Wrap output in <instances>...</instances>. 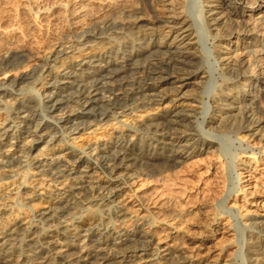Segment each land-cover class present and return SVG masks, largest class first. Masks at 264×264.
<instances>
[{
    "label": "bare ground",
    "instance_id": "1",
    "mask_svg": "<svg viewBox=\"0 0 264 264\" xmlns=\"http://www.w3.org/2000/svg\"><path fill=\"white\" fill-rule=\"evenodd\" d=\"M4 1L0 0V4ZM176 1L179 2L19 0L16 6L21 28L0 27V71L15 70L12 61L23 57L24 44L19 37L45 31L52 40L45 48L47 53L41 64L37 65L38 70L18 77L11 86L0 84V111L13 110L9 111L11 117L0 123V213L4 211L5 216L0 220V264H233L230 256L233 249L237 251L239 242L228 220H221L223 215L211 213L197 232H191L189 227L193 223H189L184 212L149 203L133 190V185L142 177H158L176 170L202 153L217 152L218 158L223 159L221 147L211 135L232 132L238 136L243 132L253 140H264V116L255 117L251 105L258 103V94H264L261 72L264 50L251 51L256 42L251 40L264 35V0H204L201 4L205 8L202 20L212 37L210 51L219 53L213 63L224 75H230L227 80L223 74V79L219 77L225 80L221 85L229 86L224 89L220 86L218 92H213L205 113H202L205 104L199 107L197 96H189L185 89L206 88L209 71L197 66L201 64L197 62L200 55L195 48L198 32ZM144 7L153 16H148L146 25H139ZM1 14L2 19L4 14ZM230 17L241 20L248 30L244 32L232 25ZM96 29H110L114 36L138 29L140 38L124 53L115 55L110 50L114 55L110 56L100 50L101 54H89L79 62L74 61V56L88 50L93 53L99 47L96 48V43L102 40L103 32L100 34ZM58 30L65 31L68 39H59ZM153 48L156 50L150 52ZM144 53L148 55L143 56ZM140 60L144 65L138 64ZM112 66L116 68L109 70ZM130 71H134L132 78L131 75L118 78L119 74ZM34 76L41 79L39 83L46 89V93L38 94L44 108V113L39 115L35 113L37 107L30 105L33 97L26 100L21 93V84H33ZM74 82L77 88L70 93L68 89ZM246 94L252 101L244 105ZM188 96L192 97L190 104H196L192 110L184 109ZM95 107L101 112L95 113ZM210 108L212 116L207 112ZM136 113L153 115L150 124L153 132L147 144L141 139L123 138L126 133H122V138L108 142L107 146L103 144V148L73 145L76 135L91 127L99 128V122L111 120L124 128L126 124L119 118ZM198 115H202L200 125L208 123L218 132L209 128L204 137L201 126V129L194 126ZM84 117L93 120L87 122ZM236 139L241 146L245 143ZM41 144H44L42 150L49 148L57 152L44 161L39 160L32 156V151ZM253 147L245 145L243 153L252 154L233 165L238 187L234 193H226L220 205L226 212H234L250 235L246 236L243 247L238 248H244L246 263L264 264V221H249L254 217L264 220V202L248 199L249 190L255 189L251 187L249 173L264 175V145L260 156L253 154ZM70 157L78 158L70 161ZM220 161L224 167L225 160ZM239 169L247 174L241 175ZM34 201L43 202L45 208L37 216L27 218L23 208L26 209L27 202ZM79 203L87 206L86 218L58 221ZM98 207H106L104 213H112L117 222L138 213L139 218H148L149 224L146 230L132 234L112 233L111 221L106 222L109 218L100 216ZM219 236H224L228 244L216 248L212 255L211 244ZM69 250L73 254L69 255ZM223 258H226L224 262Z\"/></svg>",
    "mask_w": 264,
    "mask_h": 264
},
{
    "label": "rangeland",
    "instance_id": "2",
    "mask_svg": "<svg viewBox=\"0 0 264 264\" xmlns=\"http://www.w3.org/2000/svg\"><path fill=\"white\" fill-rule=\"evenodd\" d=\"M18 1L19 0H5L3 2L4 4H0V9H1L0 12H2V14H4L2 16V19L0 16V27L1 28H4V27L8 28L11 26L21 28V26L23 25L22 20L19 17V15H20L19 9L16 6L18 4ZM203 1L204 0H179V2L178 1H176V2L179 4V6H181V9H183V11L186 13V15H188L190 17V20L192 21V25H193L194 30L196 32H198L197 33L198 45L195 47L197 49V51L199 52L198 54L200 55L197 62L200 61L201 64L197 63L198 68H200L201 70L204 69L203 70L204 72L209 71L208 72L209 78L210 79L214 78V79L210 80L208 78V74H206L207 79H209L205 83V85L208 84V86L206 88L197 89L196 87H188L187 89H185V91L186 90L189 91V94H188L189 96H192V97L197 96V100L199 102V107H200V104L202 106L205 104V106H204L205 109L201 106L202 109H204V111H202V113L203 112L205 113L206 109L208 108V105H211L210 101L212 100L214 93L218 92V89L220 90L221 87L224 86L223 87V89H224L225 87H227L229 85H226V84L221 85V83H223L225 81V80H222L223 79V76H222L223 71L220 72V69L218 70L219 67H217V66L215 67V63H213L214 59H215L214 58L215 55L218 56L219 53L213 54L210 51V49H211L210 43H212V37H211V34L208 33V30H207V28L204 25V22L202 20L204 17L203 16L204 12H202V11L205 10V8H203V5H201V4H204ZM135 2H136V0H135ZM137 2L139 4V1H137ZM159 5L160 4L158 3L156 7H158ZM147 9H148L147 7L143 8L142 14H144V17L142 16L143 21H141L139 23V25H146L147 20L148 21L150 20L149 17L153 16V14H152L153 12L152 11L149 12L150 10L149 9L147 10ZM230 19H231L232 25H234L236 27L237 26L240 27V29H242L243 31L248 30L246 25L243 24L241 22V20H239L238 18L230 17ZM20 21H21V23H20ZM236 22L238 24H236ZM20 24H21V26H20ZM96 30H98V32L100 34H101V32H103V34L105 35L104 36L103 34L102 35L99 34L102 37V40H100V42L98 41L96 43V45H97L96 48L98 46L99 47L97 49H95L93 51V53H91V52L89 53V50H88V51H83L82 54H80V55L74 56V61L79 62L81 59L87 58V56L89 54H94V53L101 54V53L106 52L105 54H111L110 56H114V55H112L113 53L114 54L115 53L116 54L124 53L126 51V49L128 51L129 48H131L134 44H136L135 42H138L139 38H140V35H139L140 30H138V29H134L133 31L131 30L132 33H130L131 31L130 32L124 31L126 33V35H127V33H130V34L127 36L123 35L125 33L118 34V36L115 35L117 37H115L114 34H112L110 29H102V31H100V29H96ZM59 31H60V34L57 35V37H59V39L63 38L65 40H67L68 38H66V33H64L65 31L58 30L57 34L59 33ZM138 32H139V34H138ZM134 33H135V35L133 37ZM60 35H61V37H60ZM107 36H109L108 37L109 39L106 38ZM113 36H114V38H113ZM259 36H261L262 38H260ZM259 36L254 37L253 40H251L253 42L256 41L255 44H253L254 48H251V51L255 49L256 51L262 52V50H264V35L263 36L259 35ZM135 37H137V38H135ZM18 40L24 44L23 45L24 49L21 52L23 54V57H17V59L12 61V66L13 67L15 66V68H16L15 70H12V71L10 70L7 72L0 71V84H5V85L11 86V85H13L12 83L18 77H22L23 75L32 74L34 72V70H36V69L38 70L39 68H37V65L41 64V62H42L41 60H43L44 56L46 55L45 53H47L45 51V48L52 41L51 35H49L48 33L46 34L45 31L40 32V33H38V32H34V33H30V34L28 33L22 37H19ZM102 49L104 50V52ZM110 50H112L113 53ZM120 50H123V51H120ZM154 50H156V49L153 48L150 50V52H154ZM160 50L165 51V49H160ZM108 51H110V52H108ZM147 55H148L147 53H144L143 56H147ZM212 55H213V57H212ZM251 55H254V53L253 54L251 53ZM255 55H258V52H256ZM209 58H212V60ZM140 59L143 60V58H140ZM263 61H264V58L262 59V64L264 65ZM76 62L74 64H76ZM139 62H138V64L144 65V63L142 61H141L142 63H139ZM252 62H255V61L252 59ZM252 62H249V63L253 64ZM211 65H214L215 68L213 66L211 67ZM263 65H261L262 66L261 72L264 74V66ZM75 67H77V66H75ZM114 68H116V67L112 66L109 68V70L114 69ZM213 71H215V72H213ZM51 73H52V75H50V76H53L54 72L51 71ZM128 73H131V74H128ZM210 73L212 76L210 75ZM104 74H106V72L103 73V75ZM226 74L227 73H225V75L223 74L225 79L226 80L230 79V77H229L230 75L227 74V76H228V78H227ZM130 75H131L130 78H132L133 77L132 75H134V71L127 72V74L126 73L119 74L118 78L124 77L126 79V78H129ZM35 76H37V75H35ZM219 77H221L222 79ZM263 77H264V75H263ZM35 78H36V80L33 79V80H35V81H33V84H24V83L21 84V87L23 86L21 93H22L23 98L26 100L30 99V97H33V98H31V100L33 101L32 103L35 106L32 103L30 105H32L35 108L37 107L36 108L37 111H35V113H37L39 115V114L44 113L42 110L44 108H43V105L39 102L40 97H38V94L41 95L43 93H46L45 92L46 89H43V87L41 86L42 84L39 83L41 81V79H39L38 77H35ZM50 78H53V77H48V79H50ZM48 81H50V80H48ZM103 81H109V80L103 79ZM190 82H194V80H191ZM75 84L77 85V82H74V85L68 89V92L71 91L70 93H73L75 91V89L77 88ZM255 86H256V83H254L252 85V87H253L252 91L254 90ZM215 87H216V89H214ZM231 89H233V88H230V90ZM192 97H189V98L191 99ZM199 97H200V99H199ZM189 98H187L188 103L187 102L185 103L187 106H185L184 109L192 110V109H194L193 107L196 104H190L192 99L190 100ZM258 98H257L258 103H261V104H259V105H258V103L253 104V103H251L252 98L246 94V95H244V98H243L244 99L243 104L247 105V104L251 103L252 107H254L252 111L256 115L255 117L260 118L262 116V114L264 116V94L263 93L258 94ZM33 99H35V100H33ZM200 101L202 103H200ZM99 109H100L99 107L98 108L95 107L94 108L95 113L96 112L100 113L101 110H99ZM255 110H256V113H255ZM9 111L13 112V110L10 108H8V109L5 108V109H2L0 111V123H2L4 119H9L11 117V112H9ZM209 111H211V108L207 111L210 114L211 112H209ZM257 112H259L260 114ZM202 115L197 116V118H198L197 122H196L197 125L194 124L196 129L202 128L201 129L202 131H200V132L204 137H205L204 132L209 130V128L211 131H213V129H214V131L218 132L217 130H215L216 129L215 127L213 128V126H211L208 123L200 125V122H202ZM210 115L212 116L213 114H210ZM240 115H242V114H240ZM152 118H153V115H151L150 113L149 114L136 113V114L128 115L125 118H119L125 122L124 124H126V125L124 126V128H122L120 126L121 124L115 123V121L113 122L111 120L110 121L104 120V121L99 122V123L97 122L98 123L97 125L99 126L100 129L99 128L96 129V127H91V128H88L85 131V133H81L80 136L76 135L75 136L76 140L73 141V145L78 147V148H82V147L94 148L96 146L103 148L104 145L107 146L109 143L113 142L114 140L120 139V137L122 135L124 136L125 133H126L125 137H123V138H136L138 140L141 139L140 141L141 142L143 141L142 142L143 144L144 143L147 144L150 137L152 136V132H153L151 125H150L152 123V121H151ZM91 119L93 120L92 117H84L83 118V120H85L87 122L92 121ZM93 123L95 124L96 122H93ZM69 125H71V124H69ZM197 126H199V127H197ZM200 126H201V128H200ZM125 128L128 130L127 131L124 130ZM94 129H96L95 132H93ZM122 133H124V134H122ZM217 135L216 136L211 135V136L215 137V141L219 144V148L221 147L219 150H220L221 155L223 156V159L221 157H220V159L218 158L217 152H213V153L211 152L208 155L202 153V155H199V157L192 158L191 160H189V161L185 162L183 165H181L180 168L173 170V171H169V173L168 172L163 173V175L158 176V177L145 176V177L140 178L137 181L135 180L136 182L134 181L133 190L134 191L136 190L138 194H141L142 196H144L149 203H152L156 206L163 204L165 207H167V209H170L173 211L184 212L185 218H187L189 220V223H193V226L189 227V230L191 232H197L199 225L201 223H204L206 221V219H208L206 217L207 216L209 217L211 215V213L212 214L218 213L219 215L220 214L223 215L224 217H222L221 220H224V222H226L228 220L227 224L232 226L233 230L235 229L234 230L236 232V233L234 232L235 238H236L235 240H236V242H239L238 243L239 247H237V251L235 249H233L235 253L234 252H232L233 254L231 253L230 260L232 261L233 264H250V263H246V260H245L246 256H245L244 248H241L242 250L238 249L240 247H243L244 240L247 238L246 236L249 235L246 232L247 229L242 228V225H241L240 221L238 220V218H235L234 212H230L229 210H227V212H226V210H225L226 208L221 206L220 203L222 202L224 197L227 195L226 193H234L238 187V181H237L238 178L236 179V176H234L233 168H234L236 163L239 164L240 163L239 161H241L242 159L247 157L249 154H252L251 151H246V153H243V150L245 149V145H248V144H249V146L253 145L255 147V148L253 147V154L256 156H260V152H261L260 150H261L262 146L264 145V140L263 141L262 140L259 141L258 139L253 140L251 138H248L246 133H243V132H240L238 134V136H234L235 134L233 135L232 132H231V134H230V132L224 133L223 134L224 136L221 135V133L220 134L217 133ZM236 138L241 139V141H243V143L244 142L245 143L242 144V146L239 145ZM220 143L222 145H220ZM42 147H44V144L35 146L34 147L35 150L32 151V156H36L37 159L44 161L47 158L52 157L55 154V152H57V150L49 151V148L42 150ZM59 149H61V148H59ZM40 150H42V151H40ZM197 150L200 151L201 148H198ZM77 158L78 157H76V158L70 157L69 160L74 161ZM220 160H222L223 162L225 160L224 167L220 166V164H219L221 162ZM239 173L241 175L247 174L242 169H239ZM249 174H251V176H250L251 177V179H250L251 187L252 186L255 187L254 190H252V188H251V190H249L250 191L249 196H248L249 201L250 202H255V201L264 202V175L263 174H257V173H249ZM8 180L12 181V179H8ZM245 180H247V179H245ZM25 205H26L25 206L26 209L23 208V210H25V211L24 212L22 211V212H23L24 216L26 214L27 218H30V217L32 218V217L37 216L39 213L43 212V210L45 208L44 203L40 202V201H34V202H29V203L27 202V204H25ZM82 205H83V203L77 204V206L72 211L68 212L67 214H64V216L61 217L58 221L59 222H72L74 220H77L80 217L86 218L87 215H86L85 209L87 208V206H84V205L82 206ZM245 208L249 209V207H245ZM105 209H106V207H100V208L98 207L97 211L99 212L100 216H102V218H105V220H107L108 218L110 219V220L108 219L106 222L111 221V223H109V226L111 225L112 233L132 234V233H135L136 231L146 230L147 225L149 224L148 220H147L148 218H146V217L139 218L138 213H132V214H130L131 217L125 218L124 221L120 220V221H118L119 222L118 223L117 221H115L116 219L114 218V215L112 213L111 214H109L107 212L104 213ZM3 213H4V211H2L0 213L1 214L0 220H3L5 218V216H3L4 215ZM85 215H86V217H85ZM226 215H227V218L225 219ZM160 218H162V216ZM249 221L252 223L255 221L261 222L264 220L259 219L258 217L257 218L254 217V218H250ZM242 229H245V231L244 230L242 231ZM242 234L244 235L243 241H241L242 240ZM232 242L234 244L235 241L232 240ZM213 243L211 244V247H210V253L212 252L211 253L212 255H214L213 254L214 251L216 252V248L218 249V248L226 246L228 244V242L226 241L224 236H219L216 239V241ZM136 245L138 247L141 246L140 241H138L136 243ZM185 245L190 246L189 243H186ZM238 250H240V251H238ZM67 253H69V255H71V254H73V251L69 250ZM235 256H237V257H235ZM248 256L251 258V255H248ZM225 259L226 258H223V262Z\"/></svg>",
    "mask_w": 264,
    "mask_h": 264
}]
</instances>
